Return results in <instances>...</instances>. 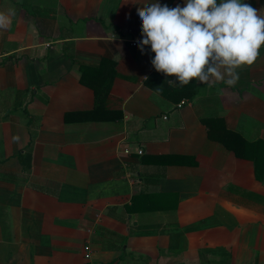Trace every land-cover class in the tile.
Masks as SVG:
<instances>
[{"label": "crops", "instance_id": "obj_1", "mask_svg": "<svg viewBox=\"0 0 264 264\" xmlns=\"http://www.w3.org/2000/svg\"><path fill=\"white\" fill-rule=\"evenodd\" d=\"M152 2L0 0V264H264V166L256 179L202 121L264 162V45L234 86L177 97L175 77L146 85L137 8ZM109 78L91 113L82 80Z\"/></svg>", "mask_w": 264, "mask_h": 264}, {"label": "clouds", "instance_id": "obj_2", "mask_svg": "<svg viewBox=\"0 0 264 264\" xmlns=\"http://www.w3.org/2000/svg\"><path fill=\"white\" fill-rule=\"evenodd\" d=\"M137 15L139 50L143 54L150 46L152 67L175 77L171 84H209L214 79L234 86L238 70L251 66L264 45V15L244 0H184L183 7L174 8L154 0L138 7ZM6 20L0 13V27ZM114 58L121 60L119 51Z\"/></svg>", "mask_w": 264, "mask_h": 264}, {"label": "trees", "instance_id": "obj_3", "mask_svg": "<svg viewBox=\"0 0 264 264\" xmlns=\"http://www.w3.org/2000/svg\"><path fill=\"white\" fill-rule=\"evenodd\" d=\"M157 75H160V73L154 70L152 75L148 78L149 82L146 81V85H150L151 81L155 79ZM82 83L86 84L93 91L94 106H93L91 113H94L105 102V97H107L108 90L110 88V78H109V83L106 87H104L106 85L105 83H102L100 85H97V84L89 85L85 83L83 80H82ZM195 85H196L195 81L189 83L186 86H180L177 84L175 89H173L172 91L177 97L178 96L181 97L182 96L181 91L183 90L184 93L187 94V96L191 97L195 94L193 92L194 89L187 90V88L191 86L195 87ZM104 105L105 104H103L102 108H104ZM84 113L85 112H83L82 114ZM75 114H79V113H67L65 115L64 120L65 121L71 120V117H74ZM202 121L207 128L208 138L212 141L219 143L221 146H223L227 150L233 152L235 157L239 159L251 161L254 166L255 178L256 179L259 178L261 170L263 169V166H264V162L261 159H259L256 155L257 144L247 142L246 140H243L236 133L227 130L225 128L223 119H220V118L211 119L210 118V119H206Z\"/></svg>", "mask_w": 264, "mask_h": 264}, {"label": "built area", "instance_id": "obj_4", "mask_svg": "<svg viewBox=\"0 0 264 264\" xmlns=\"http://www.w3.org/2000/svg\"><path fill=\"white\" fill-rule=\"evenodd\" d=\"M124 153H125V154H129V151H128V150H125ZM136 154L141 155V154H142V151H141V150H138V151L136 152ZM88 249H89L88 247H85V248H84V250H85L86 252L88 251ZM88 256H89V254L86 253V254H85V257L87 258Z\"/></svg>", "mask_w": 264, "mask_h": 264}]
</instances>
